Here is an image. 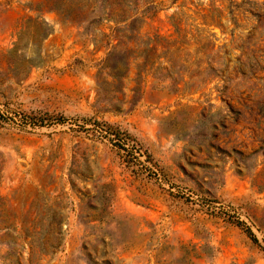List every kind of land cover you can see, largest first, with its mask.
Returning <instances> with one entry per match:
<instances>
[{"label": "rangeland", "instance_id": "1", "mask_svg": "<svg viewBox=\"0 0 264 264\" xmlns=\"http://www.w3.org/2000/svg\"><path fill=\"white\" fill-rule=\"evenodd\" d=\"M105 1L0 0V264H264V70L239 74L257 23L229 13L246 0ZM196 28L224 71L206 84Z\"/></svg>", "mask_w": 264, "mask_h": 264}, {"label": "trees", "instance_id": "2", "mask_svg": "<svg viewBox=\"0 0 264 264\" xmlns=\"http://www.w3.org/2000/svg\"><path fill=\"white\" fill-rule=\"evenodd\" d=\"M82 2H85V6L88 7V9H92L93 11L98 7L99 1L98 0H81ZM158 0H146V2H148V5L153 6V4L155 2H157ZM106 1L105 0H101L100 1V6L101 9L103 11V15L106 14V7H105ZM246 6V7H243ZM129 8V7H128ZM108 10V9H107ZM243 10V11H242ZM229 13H230V17H231V21L234 24V30L240 28L238 22H239V12H243V13H249L251 14L252 18L256 21L257 25H254L251 27L250 29V35L247 38L246 42L243 43V45H241L240 50L243 53V56H245L246 59V63L245 62H239V74H241L243 77L245 76H253L257 71H261L264 70V52H261V55L259 58H256L253 54L252 55H247L245 53V47L248 49V47L254 43V39L256 36V31L258 30V28L260 26L264 27V4L262 5H258L254 2H251L250 0H246L245 2H242V4L237 5V4H232V2L230 3L229 6ZM108 12V11H107ZM129 11H124V13L118 12V15H116V17H114V15H112L109 11L107 18H112L113 20L115 18L122 20V21H127L128 19L133 18L134 16H131L129 18H127V14ZM220 14L221 11L217 8H212L211 12L209 14V16H205L203 17V22L204 25L208 28L212 27V26H217L219 25V19H220ZM171 26L174 29V35L177 37H180L181 35V23L178 22L177 20H174L173 18H171ZM196 33L197 36L193 37L194 39V43L198 46L196 52L203 55V61L198 63V67L196 69V72H198V76H199V80H200V84H206L211 82L214 79L217 78H221L222 74L224 71L219 70V69H213L212 68V63H211V57L213 55V52L216 48V46L211 42L210 38L207 36H202V31L203 30H199V28H196ZM231 35L233 36V31L231 32ZM157 42H163L164 45H166L167 47L171 46V43H175V42H168L165 41L162 38H159L158 36L156 37ZM153 41L152 40H148V43L146 44V47L148 50L150 51H155L156 50V45L153 46V48H151V45H153ZM221 50V48H218L216 53H219ZM202 64L205 65L203 69H201ZM262 65V66H261ZM226 81V80H225ZM192 87H186L184 89L188 90ZM194 88V87H193ZM171 92L173 93H178L180 92V89L178 87V84H175L172 88H171ZM33 126H42V123H38L32 124ZM108 135H112L115 136L114 134L108 133ZM123 148L124 145H121ZM247 233V235L255 242L254 236L252 235V233L248 230L245 231Z\"/></svg>", "mask_w": 264, "mask_h": 264}]
</instances>
